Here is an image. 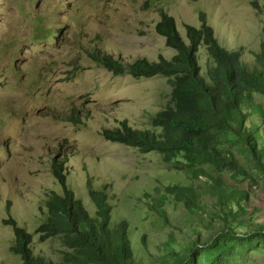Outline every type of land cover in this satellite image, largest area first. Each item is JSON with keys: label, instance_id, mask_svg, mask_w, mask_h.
Here are the masks:
<instances>
[{"label": "rangeland", "instance_id": "374dc122", "mask_svg": "<svg viewBox=\"0 0 264 264\" xmlns=\"http://www.w3.org/2000/svg\"><path fill=\"white\" fill-rule=\"evenodd\" d=\"M253 1L263 4L262 0H0V264H21L11 252L14 233L7 224L11 219L31 234L35 255L63 262L61 240L42 242L36 234L46 218L47 193L60 191L50 160L59 161L61 154L67 158L68 186L88 212L96 211L88 182L106 189L112 219L128 223L139 264H162L189 253L195 244L209 242L224 223L221 214L245 222L234 228L240 234L264 226V180L251 173L253 161L235 141L229 149L251 180L223 171L228 196L221 212L216 198L200 190L203 179L172 169L155 153L143 154L103 139V129H113L123 120L134 129H151L152 116L170 100V87L163 76L113 75L87 55L99 48L124 65L138 59H169L175 52L155 30L159 12L174 18L183 37L184 24L198 26L203 12L218 44L227 51H240V60L251 68L264 41V14L252 7ZM198 55L204 72L207 59L202 47ZM71 110L81 114L85 124L65 121ZM247 111L251 126L259 130L258 145L264 146L260 141L264 97L253 94ZM173 184L196 187L197 204L191 213L183 202L167 198L162 204L165 222L149 206H156L154 199ZM241 264H264V247L248 252Z\"/></svg>", "mask_w": 264, "mask_h": 264}, {"label": "trees", "instance_id": "16d2710c", "mask_svg": "<svg viewBox=\"0 0 264 264\" xmlns=\"http://www.w3.org/2000/svg\"><path fill=\"white\" fill-rule=\"evenodd\" d=\"M262 1V6L254 1L251 5L264 14ZM159 17L155 30L165 39L166 46L175 51L170 59L160 57L154 62L138 59L124 65L108 51L96 48L87 52L91 61L113 75L127 74L133 78L160 75L170 87V100L152 117L151 129H133L121 121L113 129H103L100 135L143 154L155 153L165 164L173 166L172 169L196 180L203 179L205 184L200 190L214 196L222 212L228 196V185L221 176L223 171L251 180L247 170L234 159L229 149L231 140L242 145L250 156L254 164L251 173L256 172L264 180V146L258 145L259 130L251 126L247 111L253 94L264 97V41L255 54L254 65L249 68L240 60V51H227L218 44L203 12L198 15L199 27L184 25V39L173 17L162 10ZM201 47L207 59L204 72L199 64ZM74 111L63 119L73 125H83L82 115ZM260 141L264 142V138ZM59 156V161L52 157L50 162L60 191L50 190L46 195V218L36 229L39 241L61 240L65 247L61 264H139L135 261L128 223L122 220L116 224L112 219L106 189H94L88 182L89 198L96 209L95 215L88 212L68 186L66 156ZM195 190L192 186L168 185L154 199L156 206L149 209L166 222L162 204L171 197L194 213L198 199ZM220 219L224 223L209 242L195 244L189 253L170 257L162 264H241L248 252L264 247V226H255L249 233L240 234L234 228L245 225L244 221L228 214H221ZM7 224L13 227L14 233L11 252L20 257L21 264H55L33 253L30 233L14 221Z\"/></svg>", "mask_w": 264, "mask_h": 264}, {"label": "clouds", "instance_id": "9594fccd", "mask_svg": "<svg viewBox=\"0 0 264 264\" xmlns=\"http://www.w3.org/2000/svg\"><path fill=\"white\" fill-rule=\"evenodd\" d=\"M169 16H170V15H169ZM171 17H172V16H171ZM159 19H160V17H159ZM158 21H159V20H158ZM198 22H199V20H198ZM175 23H176V22H175ZM207 23H208V22H207ZM155 25H156V24H155ZM184 25H185V24H184ZM188 25H191V24H188ZM191 26H194V25H191ZM176 27H177V26H176ZM194 27H199V25H198V26H194ZM183 28H184V26H183ZM177 30H178V29H177ZM178 32H179V31H178ZM184 32H185V29H184ZM156 33H157V32H156ZM179 34L181 35V33H179ZM158 35H159V34H158ZM159 36H160V35H159ZM161 37H162V36H161ZM181 37H183V36L181 35ZM162 38H163V37H162ZM183 38H185V34H184V37H183ZM163 39H164V38H163ZM164 42H165V39H164ZM165 45H166V44H165ZM168 48H169V47H168ZM170 49H171V48H170ZM172 50H173V49H172ZM173 51H174V50H173ZM237 51H238V50H237ZM174 52H175V51H174ZM240 53H241V52H240ZM174 54H175V53H174ZM174 54H173V55H174ZM173 55H172V56H173ZM172 56H171V57H172ZM171 57H170V58H171ZM163 58H164V57H163ZM170 58H169V59H170ZM165 59H168V58H165ZM157 76H160V75H157ZM166 83H167V82H166ZM159 111H160V110H159ZM153 116H154V115H153ZM153 116H152V117H153ZM151 119H152V118H151ZM123 121H125V120H123ZM84 124H85V122H84ZM118 124H119V123H118ZM127 124H128V123H127ZM128 125H129V124H128ZM129 126H130V125H129ZM130 127H131V126H130ZM114 128H115V127H114ZM133 129H134V128H133ZM138 130H140V129H138ZM100 136H101V135H100ZM101 137H102V136H101ZM102 138H103V137H102ZM103 139H104V138H103ZM109 142H111V141H109ZM112 143H114V142H112ZM117 144H118V143H117ZM120 145H121V144H120ZM122 146H124V145H122ZM126 147H128V146H126ZM59 187H60V186H59ZM94 189H96V188H94ZM99 189H100V188H99ZM112 213H113V212H112ZM111 216H112V215H111ZM9 221H14V220L11 219V220H9ZM14 222H15V221H14ZM15 223H16V222H15ZM41 223H42V222H41ZM8 225H9V224H8ZM10 226H11V225H10ZM17 226H18V225H17ZM18 227H19V226H18ZM20 228H21V227H20ZM26 233H27V232H26ZM28 234H29V233H28Z\"/></svg>", "mask_w": 264, "mask_h": 264}]
</instances>
